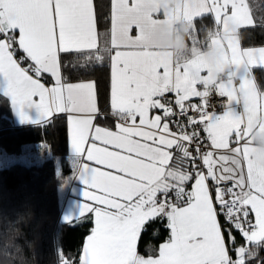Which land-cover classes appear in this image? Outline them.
<instances>
[{"label": "snow or ice", "instance_id": "6c2138e0", "mask_svg": "<svg viewBox=\"0 0 264 264\" xmlns=\"http://www.w3.org/2000/svg\"><path fill=\"white\" fill-rule=\"evenodd\" d=\"M141 2L112 0L113 40L124 32L131 35L133 28L146 30L129 18L136 11L132 5ZM192 3L183 11L188 20L209 14L218 27L228 16L237 18L241 29L256 25L248 0ZM94 32L98 35L94 0H0L4 94L22 121L30 119L25 107L34 106L46 121L65 114L70 126L76 174L91 202L83 203L80 216H94L78 264H247L255 251L249 246L264 243V171L254 168L250 155L253 132L264 128V92L258 91L250 69L264 66V47L224 45L235 72L215 88L227 105L242 102L244 110L236 115L229 108L216 115L207 110L208 81L198 58L173 62L139 39L113 43L110 104L117 123L111 131L94 125L99 114L95 83H68L61 75V54L85 51ZM45 75L54 78V86H45ZM170 93L179 111L166 98ZM194 97L202 103L186 104ZM190 110L198 118L189 116ZM185 116L187 124L179 120ZM201 126L206 142L196 130ZM174 150L181 153L179 167L173 163ZM184 161L191 162L192 171L182 170ZM156 219L166 220L169 239L158 254L146 257L138 252V241L145 225Z\"/></svg>", "mask_w": 264, "mask_h": 264}, {"label": "trees", "instance_id": "16d2710c", "mask_svg": "<svg viewBox=\"0 0 264 264\" xmlns=\"http://www.w3.org/2000/svg\"><path fill=\"white\" fill-rule=\"evenodd\" d=\"M258 21L255 26L240 29L246 44H264V7L259 0H250ZM98 26L103 39L109 36L112 0H95ZM264 5V3H263ZM179 30L188 45L198 40L196 46L208 44L216 31L213 15L196 17ZM64 78L67 81L93 79L96 84L99 118L113 122L111 104V55L107 50L88 49L78 54H61ZM254 74L264 86V68L257 67ZM47 81L50 77L44 76ZM109 114V116H108ZM0 264H62L64 259L78 264L86 235L93 224L86 215L68 223L62 219L60 185L70 173L68 160V126L65 114L39 124L12 125L8 99L0 93ZM180 165V161L178 162ZM197 163V162H196ZM197 165H199L197 163ZM181 167H191L184 161ZM228 227L227 224L224 225ZM170 235L166 220L148 222L141 232L138 250L142 254L158 253L160 244ZM227 238V233H225ZM236 240L244 243L233 229ZM239 245V244H238ZM237 245V246H238ZM229 247H232L229 242ZM247 264H264V243L249 246Z\"/></svg>", "mask_w": 264, "mask_h": 264}, {"label": "crops", "instance_id": "0c3cea01", "mask_svg": "<svg viewBox=\"0 0 264 264\" xmlns=\"http://www.w3.org/2000/svg\"><path fill=\"white\" fill-rule=\"evenodd\" d=\"M131 3V0H129ZM250 7L252 9L254 20L258 21V11L254 9L251 1L248 0ZM194 7V3L192 0H142V2L138 5H132L136 11L129 13V18L131 23L135 24L139 22L141 25L145 26L144 32H138L135 28L132 29L131 35L129 32H124L122 37L119 40H113L110 36L107 39H103L102 32L98 26L97 20V32L98 35L94 32L91 43L83 45L85 50L88 49H103L110 52L111 55V63H112V44L123 42H136L138 39L141 42H146L151 45H155L156 49L168 59H171L173 62L179 61L181 63L191 61L194 58H198L203 65L204 72L202 75L208 81L207 91L211 85H216L218 83H227L229 81V77L231 74L235 72L234 67L232 66L226 48L224 47L225 44H232L236 43L242 49L245 48H260L264 47V44H246L242 39V35L240 32L241 24L237 18L232 16L225 17L223 21L220 22V26H217L216 31L209 37L208 44L206 47L202 48L200 46H196L194 44L188 45L179 30L180 24H187L191 23L193 20H188L184 17L183 11L187 7ZM112 7V5H111ZM260 11L263 9L264 5H258ZM94 9L96 13V5L94 0ZM97 17V15H96ZM152 21H156L155 24ZM111 30V18H110V28ZM130 31V30H129ZM137 34V35H136ZM136 35V36H135ZM215 40L216 43L213 44L212 41ZM172 41L176 42V44H183V47H177ZM257 67H262L260 65H254L250 69V75L255 84L257 85L258 91L264 92V86L259 82L257 77L254 74V69ZM225 77H222V75ZM61 75L65 82L68 83H80V82H94L93 79H83V80H76V81H67L64 78L62 64H61ZM48 76V75H45ZM50 77V76H48ZM42 82L45 83L46 87L54 86V78L50 77V81H47L45 78L42 79ZM234 86H238L239 81L235 79L232 80ZM96 85V84H95ZM7 87L6 80L0 76V93H2L7 99L10 104L11 108V116H9V120L12 125H22V124H32V123H45L47 122L45 119L41 118V114L39 111L33 107H25L24 111L30 118L29 121H22L17 109L13 106L10 97L4 94V90ZM200 90H203L202 86H198ZM38 99V98H37ZM96 99H97V91H96ZM97 107L99 109V114L97 118L94 120V125L99 126L102 128L109 129L111 131H116V123L117 117H115L111 112L109 113L111 118H113V122L109 123L108 121H103L99 118V115L102 113L100 111L98 100H97ZM229 108L234 112L236 115L243 114V103L232 102L224 110L214 112L216 115H222L226 110ZM108 114V116H109ZM158 114V113H157ZM7 118V116L0 115V121ZM68 126V160L71 165V171L68 173L64 179L62 184L60 185V200L62 204V219L64 221L66 217H71L72 221L82 218L80 216V212L82 210L83 203H91L84 198V191L86 190V185L82 182V180L76 174L75 165L77 163V156L74 153L72 146H71V130L70 126L67 121ZM173 131H177V129L172 126ZM181 153L175 152L174 150V160L173 163L179 164V160H176V157L180 156ZM250 155H251V164L256 168L258 171H264V128H257L252 136H251V143H250ZM179 167V165H177ZM182 170L192 171V168L189 167H181ZM191 190V185L189 184L186 186V191ZM183 206V205H181ZM92 217L94 226V216L91 213L85 214ZM92 229V228H91ZM91 232V230H90ZM90 232L86 235L90 234ZM84 240V243L86 241ZM169 237L163 241L160 245L165 243ZM227 240V238H226ZM83 243V245H84ZM83 247V246H82ZM160 247V246H159ZM138 250V245H137ZM138 252L141 255L149 256L150 254H142L139 250ZM158 254V253H157ZM81 255V254H80ZM156 255V254H154Z\"/></svg>", "mask_w": 264, "mask_h": 264}, {"label": "built area", "instance_id": "2783aa9c", "mask_svg": "<svg viewBox=\"0 0 264 264\" xmlns=\"http://www.w3.org/2000/svg\"><path fill=\"white\" fill-rule=\"evenodd\" d=\"M222 77H225V75L223 74ZM208 95L209 96L207 97V110L209 112H213V111L214 112H218V111L224 110L225 108H227L229 106V105L226 104L227 103L226 97L219 96L218 92L216 91L215 85H211L209 87ZM166 98L173 102L174 110L179 111V109L175 108V105H174L175 95L170 93V94L167 95ZM201 103H202L201 99L200 98H195V97L191 98L190 101L186 102V104H197V105H200ZM188 115L192 116L194 118H198V116H199L198 113L193 112L191 110L189 111ZM172 119L175 120L177 118L173 117ZM179 120L181 122H183L184 124H187V116L180 117ZM188 130L191 131L192 129L189 127ZM196 130L200 131L201 139L206 142V135L202 131V126L199 129H196ZM204 147H206V144L204 145ZM189 150L193 153V155H195L194 148H190ZM197 163L199 164V166L202 167V165L200 164V161H197ZM224 186H230V185H224ZM221 222L224 225L227 224L226 222L223 221L222 218H221Z\"/></svg>", "mask_w": 264, "mask_h": 264}, {"label": "clouds", "instance_id": "9594fccd", "mask_svg": "<svg viewBox=\"0 0 264 264\" xmlns=\"http://www.w3.org/2000/svg\"><path fill=\"white\" fill-rule=\"evenodd\" d=\"M173 44H175V46L177 47H183L184 45L183 44H176V42L172 41Z\"/></svg>", "mask_w": 264, "mask_h": 264}, {"label": "rangeland", "instance_id": "374dc122", "mask_svg": "<svg viewBox=\"0 0 264 264\" xmlns=\"http://www.w3.org/2000/svg\"><path fill=\"white\" fill-rule=\"evenodd\" d=\"M261 3H264V0H259V5H261Z\"/></svg>", "mask_w": 264, "mask_h": 264}, {"label": "water", "instance_id": "95a60500", "mask_svg": "<svg viewBox=\"0 0 264 264\" xmlns=\"http://www.w3.org/2000/svg\"><path fill=\"white\" fill-rule=\"evenodd\" d=\"M239 246V245H238Z\"/></svg>", "mask_w": 264, "mask_h": 264}]
</instances>
